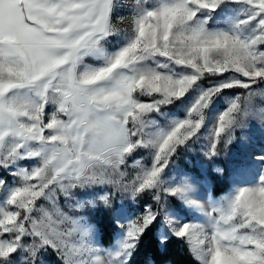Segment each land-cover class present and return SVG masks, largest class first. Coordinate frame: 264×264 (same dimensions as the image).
<instances>
[{"label":"snow or ice","instance_id":"obj_1","mask_svg":"<svg viewBox=\"0 0 264 264\" xmlns=\"http://www.w3.org/2000/svg\"><path fill=\"white\" fill-rule=\"evenodd\" d=\"M257 97L264 0H0V264H264V148L215 159Z\"/></svg>","mask_w":264,"mask_h":264},{"label":"rangeland","instance_id":"obj_2","mask_svg":"<svg viewBox=\"0 0 264 264\" xmlns=\"http://www.w3.org/2000/svg\"><path fill=\"white\" fill-rule=\"evenodd\" d=\"M254 105L256 108L264 107V100H261V98L257 97L254 101ZM262 148H264V124H262L259 119L250 118L244 128L238 129L236 131L235 139L232 141V143L224 147L221 155L218 158H215L216 166L222 168L219 163L221 159H226L228 162L229 173L232 168L239 165L252 152L259 151ZM197 160L204 162V158L200 152L199 146H197L194 152L186 153L177 161V171H188V169H194L196 167ZM142 163H148L147 152L144 153V159L142 160ZM204 163L205 167H207V163ZM186 165L188 169L185 168ZM228 173H225V175H228ZM44 264L48 263L44 261Z\"/></svg>","mask_w":264,"mask_h":264},{"label":"trees","instance_id":"obj_3","mask_svg":"<svg viewBox=\"0 0 264 264\" xmlns=\"http://www.w3.org/2000/svg\"><path fill=\"white\" fill-rule=\"evenodd\" d=\"M222 168L225 170V173H228V162L226 159H221L219 163ZM186 169H188L187 165L185 166ZM188 171H193V169H188ZM193 174L196 173L193 171ZM207 181H214V175H210L207 178ZM206 181V182H207ZM217 184L218 191L222 192L224 191L230 184V182H225L223 180L215 181ZM92 219L97 221L101 227L102 230H104L106 233L110 229V217L105 215L103 210L96 211L92 210ZM146 250L149 255L153 256L157 261L160 259H165L168 261V264H197V262L193 259V257L190 255L187 246L180 242V241H172L169 245L168 252L165 256L161 257L156 253L155 248V240L154 238L150 239L147 243ZM143 256H141L139 259L142 262ZM44 261L48 264H58L56 258L54 255H47L44 258Z\"/></svg>","mask_w":264,"mask_h":264}]
</instances>
